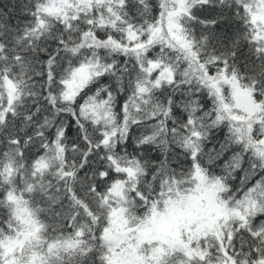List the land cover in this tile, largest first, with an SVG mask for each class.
I'll return each instance as SVG.
<instances>
[{"label":"snow or ice","instance_id":"snow-or-ice-1","mask_svg":"<svg viewBox=\"0 0 264 264\" xmlns=\"http://www.w3.org/2000/svg\"><path fill=\"white\" fill-rule=\"evenodd\" d=\"M56 4L0 8V264H264V0Z\"/></svg>","mask_w":264,"mask_h":264},{"label":"trees","instance_id":"trees-1","mask_svg":"<svg viewBox=\"0 0 264 264\" xmlns=\"http://www.w3.org/2000/svg\"><path fill=\"white\" fill-rule=\"evenodd\" d=\"M114 2V0H112ZM27 3V0H0V8H3L4 11H8L9 8L12 9V11L8 12L9 17L12 21L15 22L16 27H20L24 17L20 14L21 7ZM110 3V0H89L88 2H85V0H69L67 4L62 5L61 10H55L53 9L52 14L58 15L59 17L63 18L65 22H67L69 19L74 20L76 17H80L81 20H83L85 17L91 19L92 18V12L93 9L96 10V17L95 21L97 25H104V24H111L115 25L116 23V17L114 11H104L103 8H107ZM67 5V6H66ZM83 14V15H82ZM78 27V25H73V31ZM55 33H53V36ZM91 35V34H89ZM89 43H95V37L93 36ZM18 47H23V44L17 45ZM54 46V40L51 38L43 39L41 41V47H47L50 51L51 48ZM41 99V103H44L43 98ZM43 114V113H42ZM0 139H2V136H0ZM51 179V178H50ZM55 182V181H53ZM184 209H178L177 212L169 219L166 220H182L184 217L183 214ZM6 211V208L3 203H0V214H3ZM19 214L22 217V222L27 223L28 218L26 214L23 212L22 209H18ZM160 228V226L158 225ZM184 227V224L179 225L176 227L175 231L179 232L181 228ZM65 231H70V229H65ZM117 253H119L115 257V264H129V258L120 251L119 247L115 249ZM77 260L79 257L76 258ZM64 264H69V257L64 256Z\"/></svg>","mask_w":264,"mask_h":264},{"label":"rangeland","instance_id":"rangeland-1","mask_svg":"<svg viewBox=\"0 0 264 264\" xmlns=\"http://www.w3.org/2000/svg\"><path fill=\"white\" fill-rule=\"evenodd\" d=\"M89 0H85V2H88ZM69 2V0H57V4L54 7L55 10H61L62 9V5L63 4H67ZM67 6V5H66ZM239 104L241 107H245V106H250L251 101L248 99L247 96H241ZM184 217L186 218H182V220H165L163 223H161L160 229L167 231V232H176L175 229L176 227H178L181 224H184V222L186 221L187 217L190 215L189 211L183 210V214Z\"/></svg>","mask_w":264,"mask_h":264}]
</instances>
